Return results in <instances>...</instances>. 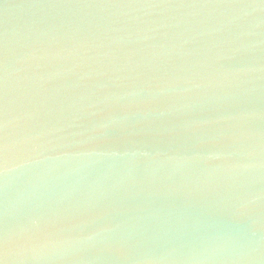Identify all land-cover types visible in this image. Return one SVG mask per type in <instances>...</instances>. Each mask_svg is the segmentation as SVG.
I'll list each match as a JSON object with an SVG mask.
<instances>
[{
    "label": "water",
    "instance_id": "95a60500",
    "mask_svg": "<svg viewBox=\"0 0 264 264\" xmlns=\"http://www.w3.org/2000/svg\"><path fill=\"white\" fill-rule=\"evenodd\" d=\"M0 264H264V0H0Z\"/></svg>",
    "mask_w": 264,
    "mask_h": 264
},
{
    "label": "snow or ice",
    "instance_id": "6c2138e0",
    "mask_svg": "<svg viewBox=\"0 0 264 264\" xmlns=\"http://www.w3.org/2000/svg\"><path fill=\"white\" fill-rule=\"evenodd\" d=\"M4 120V110L0 107V154L4 153L7 150V137L5 135L6 125L3 122Z\"/></svg>",
    "mask_w": 264,
    "mask_h": 264
}]
</instances>
